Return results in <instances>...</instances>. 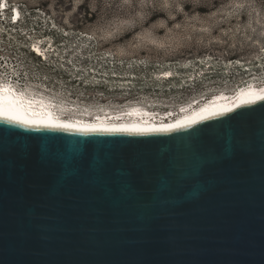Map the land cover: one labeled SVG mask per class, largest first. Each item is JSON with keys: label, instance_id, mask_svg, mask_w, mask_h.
Listing matches in <instances>:
<instances>
[{"label": "water", "instance_id": "obj_1", "mask_svg": "<svg viewBox=\"0 0 264 264\" xmlns=\"http://www.w3.org/2000/svg\"><path fill=\"white\" fill-rule=\"evenodd\" d=\"M242 99L165 126L0 112V264H264V100Z\"/></svg>", "mask_w": 264, "mask_h": 264}, {"label": "rangeland", "instance_id": "obj_2", "mask_svg": "<svg viewBox=\"0 0 264 264\" xmlns=\"http://www.w3.org/2000/svg\"><path fill=\"white\" fill-rule=\"evenodd\" d=\"M11 2L46 9L52 28L68 31L49 64L80 85L52 96L84 109L175 111L263 74L264 0ZM27 28L46 36V24ZM168 72L173 80L161 78Z\"/></svg>", "mask_w": 264, "mask_h": 264}, {"label": "built area", "instance_id": "obj_3", "mask_svg": "<svg viewBox=\"0 0 264 264\" xmlns=\"http://www.w3.org/2000/svg\"><path fill=\"white\" fill-rule=\"evenodd\" d=\"M49 18L50 15L44 8L31 9L23 4H15L11 0H0L1 91L7 90L10 86L19 91L29 90L39 97H49L57 94V91H63L69 97L73 96L71 90L80 85V80L60 72L56 73L49 64V55L56 53L58 47L67 39L68 31L56 29L55 26L52 28ZM32 23L46 24L47 28L44 31L46 36L29 35L27 27ZM33 32L37 31L33 29ZM258 67L262 70L261 76L264 77V61ZM250 80H257V77H245L236 89L243 88ZM60 101L72 111L80 106L67 100Z\"/></svg>", "mask_w": 264, "mask_h": 264}, {"label": "bare ground", "instance_id": "obj_4", "mask_svg": "<svg viewBox=\"0 0 264 264\" xmlns=\"http://www.w3.org/2000/svg\"><path fill=\"white\" fill-rule=\"evenodd\" d=\"M169 76H173V74L171 72H168L167 74L161 76V78L163 79L164 77H169ZM236 90L237 89H235L233 93H227L229 97L223 96V98L220 99L216 97L210 103L218 102V101H239L249 92H251L252 94L264 92L262 91L264 90V83H258L244 89H242L241 87L239 90H237L239 91V94L237 95H235L237 93ZM5 91L6 92H2L0 90V107L4 108V110L7 109L8 111H15V112H10L11 114L31 120L59 123V124H68V125L98 126V125H118V124H141V125L165 126L181 115L190 114L196 111L194 110L192 112H188V110H186L184 113L178 115L177 117L164 121L161 120V118L157 119L158 115L156 114L146 113L144 111L146 107H138L141 105L131 106V107H135L136 109H129L127 106V107H121L120 109H116V111H112V109L109 108L101 107L102 109L99 108L100 110L99 109L93 111L80 110L78 112L76 109V111L73 112L68 107L57 111L56 113L57 118H56L54 116V112L51 109L54 105L57 104V101L48 98L45 104H43L41 100L38 99L36 101H33V99L31 100L27 95L29 90L28 91L16 90V92L22 95L25 99L31 100L21 104V100L13 99L12 95L7 93L10 91L7 90ZM61 105L65 106L66 104L61 103ZM0 112H5V111L0 110ZM106 112L112 115V118L110 115L105 114ZM126 112L127 114H125Z\"/></svg>", "mask_w": 264, "mask_h": 264}, {"label": "snow or ice", "instance_id": "obj_5", "mask_svg": "<svg viewBox=\"0 0 264 264\" xmlns=\"http://www.w3.org/2000/svg\"><path fill=\"white\" fill-rule=\"evenodd\" d=\"M262 91H264V90H262ZM242 93H243V90H242ZM259 100H264V95H259V96L248 95L247 98L242 99L239 104L235 105L234 107L227 108L226 112H232L235 110V108H238L241 106H249L252 104H256ZM224 114H226V113H219V115H224ZM213 118H215V117L214 116H201L199 120L193 119L192 123L185 125V126L191 127L193 124L199 123L202 120L213 119ZM4 119L9 120V121L14 120V122H16V123H24L23 121L16 119L7 109L5 110ZM167 130L171 131L172 129H167ZM85 134H87V133H85ZM21 150L24 153H28L31 150V146L30 145H23L21 147ZM2 151H4V146L0 145V152H2ZM41 151H43V149H41Z\"/></svg>", "mask_w": 264, "mask_h": 264}, {"label": "clouds", "instance_id": "obj_6", "mask_svg": "<svg viewBox=\"0 0 264 264\" xmlns=\"http://www.w3.org/2000/svg\"><path fill=\"white\" fill-rule=\"evenodd\" d=\"M263 80H264V77L263 76H259V77H257V80H250V81H248L246 84H244L243 85V88L242 89H244V88H247V87H250V86H253V85H255V84H258V83H263ZM16 90L18 91V89H12L10 86L7 88V91H10V92H7L8 94H11L12 95V97H13V99H19V100H21V104L22 103H25V102H27V101H31L32 99H33V101H36L37 99L38 100H41L42 101V103L43 104H45V102H46V100L48 99V98H51L52 100H57V104L56 105H54L53 107H52V111L54 112V116L56 117V113H57V111H59L60 109H63V108H68V106H62L61 105V103L62 104H64L62 101H60L59 99H55L53 96H49V97H39V96H36V95H34V94H32V93H30V92H28V97L31 99V100H28V99H25L22 95H20L19 93H17L16 92ZM2 92H6V91H2ZM12 104V103H11ZM8 105V104H7ZM4 106H6V105H4ZM77 111L79 112L80 110L81 111H86V110H88V109H84L82 106H78L77 108ZM0 110H2V111H5L4 110V108H2V107H0ZM91 110V109H90ZM76 110H73V112H75ZM9 112H15V111H9ZM57 118V117H56Z\"/></svg>", "mask_w": 264, "mask_h": 264}, {"label": "trees", "instance_id": "obj_7", "mask_svg": "<svg viewBox=\"0 0 264 264\" xmlns=\"http://www.w3.org/2000/svg\"><path fill=\"white\" fill-rule=\"evenodd\" d=\"M203 12V11H202Z\"/></svg>", "mask_w": 264, "mask_h": 264}]
</instances>
